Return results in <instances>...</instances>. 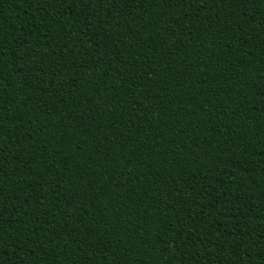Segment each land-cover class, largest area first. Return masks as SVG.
Segmentation results:
<instances>
[{
    "label": "trees",
    "instance_id": "16d2710c",
    "mask_svg": "<svg viewBox=\"0 0 264 264\" xmlns=\"http://www.w3.org/2000/svg\"><path fill=\"white\" fill-rule=\"evenodd\" d=\"M0 264H264V0H0Z\"/></svg>",
    "mask_w": 264,
    "mask_h": 264
}]
</instances>
